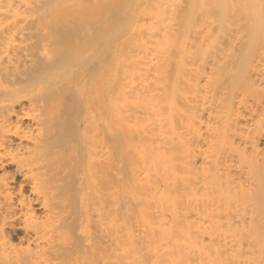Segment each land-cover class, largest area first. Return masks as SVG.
Instances as JSON below:
<instances>
[{
    "label": "bare ground",
    "instance_id": "bare-ground-1",
    "mask_svg": "<svg viewBox=\"0 0 264 264\" xmlns=\"http://www.w3.org/2000/svg\"><path fill=\"white\" fill-rule=\"evenodd\" d=\"M0 264H264V0H0Z\"/></svg>",
    "mask_w": 264,
    "mask_h": 264
}]
</instances>
